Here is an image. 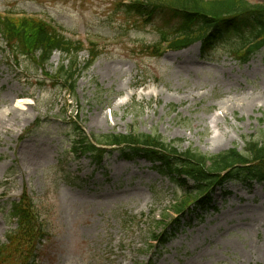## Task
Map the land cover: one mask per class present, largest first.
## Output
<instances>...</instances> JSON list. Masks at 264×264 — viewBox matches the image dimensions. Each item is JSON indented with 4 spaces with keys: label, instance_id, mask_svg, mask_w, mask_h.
I'll list each match as a JSON object with an SVG mask.
<instances>
[{
    "label": "rangeland",
    "instance_id": "obj_1",
    "mask_svg": "<svg viewBox=\"0 0 264 264\" xmlns=\"http://www.w3.org/2000/svg\"><path fill=\"white\" fill-rule=\"evenodd\" d=\"M128 1L0 0V13L41 18L101 53L69 94L44 80L57 77L64 55L40 69L16 63L0 40V245L16 228L11 203L27 193L46 225L35 264H264V183L226 182L159 247L152 217L181 189L139 156L113 151L96 166L71 155L75 121L88 137L159 135L208 156L243 152L264 135V47L242 65L229 56L240 43L232 35L206 59L199 44L153 56L144 48L158 42L163 19L128 17ZM87 59L80 53L78 68Z\"/></svg>",
    "mask_w": 264,
    "mask_h": 264
},
{
    "label": "trees",
    "instance_id": "obj_2",
    "mask_svg": "<svg viewBox=\"0 0 264 264\" xmlns=\"http://www.w3.org/2000/svg\"><path fill=\"white\" fill-rule=\"evenodd\" d=\"M122 9L128 17L138 19L142 15L159 14L168 26L160 28L156 44L144 48L153 56H159L163 43L168 50L180 51L199 42L201 58L206 59L215 42L232 35L240 43L232 48L229 56L244 64L264 46V0L259 4L245 0H134ZM0 39L16 62L29 57L34 64L44 67L54 52L64 55L66 65L57 70L53 86L62 84L70 94H74L81 73L100 55L96 43H89L88 60L78 68V54L84 51L82 42L66 38L59 29L41 19L19 18L10 12L0 14ZM73 128L72 154L89 156L99 165L109 154L104 147H117L124 160L141 156L158 163L157 171L181 189L166 211L152 217L151 239L160 245L186 215L207 208L216 188L225 182L245 186L264 182V135L247 141L243 152L233 148L208 156L192 150L179 152L159 135L110 134L90 139L77 123ZM9 215L15 220L16 229L0 245V264H35L38 246L46 237V225L37 206L31 197L23 194L18 202L11 204ZM157 229L161 230L159 234L155 233Z\"/></svg>",
    "mask_w": 264,
    "mask_h": 264
},
{
    "label": "bare ground",
    "instance_id": "obj_3",
    "mask_svg": "<svg viewBox=\"0 0 264 264\" xmlns=\"http://www.w3.org/2000/svg\"><path fill=\"white\" fill-rule=\"evenodd\" d=\"M252 102H253V101H247V103H246L245 106L252 104ZM250 106L252 107V105H250Z\"/></svg>",
    "mask_w": 264,
    "mask_h": 264
}]
</instances>
